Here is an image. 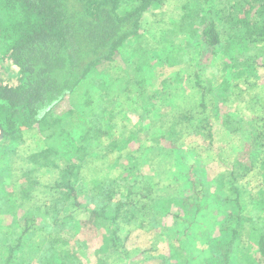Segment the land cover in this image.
Instances as JSON below:
<instances>
[{
	"label": "trees",
	"instance_id": "trees-1",
	"mask_svg": "<svg viewBox=\"0 0 264 264\" xmlns=\"http://www.w3.org/2000/svg\"><path fill=\"white\" fill-rule=\"evenodd\" d=\"M190 34L200 52L167 41ZM158 62L172 86L139 108L106 99L116 79L144 92ZM0 64V200L25 212L2 264L29 247L79 264L81 226L102 236L91 264H170L168 242L181 264H264V0H0Z\"/></svg>",
	"mask_w": 264,
	"mask_h": 264
},
{
	"label": "rangeland",
	"instance_id": "rangeland-1",
	"mask_svg": "<svg viewBox=\"0 0 264 264\" xmlns=\"http://www.w3.org/2000/svg\"><path fill=\"white\" fill-rule=\"evenodd\" d=\"M130 6L133 3H128ZM177 12V9L175 10ZM175 19H177V15H174ZM189 34V33H188ZM190 36V37H189ZM187 38H180V35L177 36H170L167 37V41L169 42H177L178 44L188 43L191 44L194 48L197 46L196 40H193L192 35H186ZM189 39V41H188ZM196 50H198L196 48ZM199 52L201 50H198ZM252 54V51H249ZM248 52V53H249ZM187 55L188 52H187ZM240 60H242V57L238 56ZM116 61L124 66L123 58L119 55L115 57ZM1 65V64H0ZM187 74V72H185ZM0 74L5 79H14L13 72L11 68L6 64L2 69H0ZM178 74V70L175 69H168L166 66H162L161 63L154 64L151 68L147 69L146 71V86L145 91L139 90L137 87H131L129 92L125 90L126 83L122 79H116L113 81L112 86L109 90V96H107L106 99H109L113 102L114 107L122 108L123 106H126V108H132L136 106L137 108L141 107L142 102L146 99L145 94L147 95V91H157L159 89L160 84L167 83L168 87L172 86L171 82ZM191 101V100H190ZM102 100L99 98L95 105L101 104ZM108 104V103H107ZM110 106V105H109ZM111 106V107H112ZM126 110L124 111L123 117L126 118L128 122V130L136 126L137 124V113L135 110ZM149 121L141 122L140 126V138L142 139L145 135V130L149 126ZM243 145V144H241ZM187 162L193 163L191 161V156L185 158ZM216 170V169H214ZM194 175L193 180L199 181V182H205V184L209 185L211 193H214L217 191L216 184L213 182V179L215 178L214 174L209 175L212 170L210 168L206 169L204 165H194ZM209 173V174H208ZM218 193V191H217ZM215 206V205H214ZM221 206L217 204V213L219 211V208ZM156 209H158L160 212H163V214L160 216L164 217L165 221L167 222L168 228H172L173 219L169 216H166L170 213H175L177 209L179 210L176 202L174 199H171L169 201L162 202L160 204H157ZM11 210L5 205V203L0 200V256H5L6 250L9 246H15L17 243V237L21 233L22 228V221L23 217L25 215L24 210L20 208H14V213L10 212ZM164 211H169L168 214H165ZM204 220V219H203ZM199 221V220H198ZM200 222V221H199ZM264 222V219H261L259 222L256 223L255 219H251L250 228L257 229L258 223L259 227ZM200 224H196L191 229V234H189L188 237L192 238L193 235L196 233H199L201 228H198ZM57 228V227H56ZM218 228H215L211 234V237L218 238ZM77 237L81 240L82 246H83V254L80 258L79 264H91V262L94 259V256L96 254V251L99 249L101 243H102V236L98 233V230H90L89 228H82L81 231L78 230ZM213 244H217L216 241H213ZM173 243L168 242L166 253L169 257V263L170 264H181L180 261V255H178L174 249H172ZM31 248L33 250L34 248ZM200 248H190L189 250L192 253V256H194V253H200ZM29 249H25L24 253L21 250L15 252V259L12 261V264H41L43 261V258L47 254L46 249H34L31 251ZM30 252L31 255H26ZM205 262H208V264H222L216 259L214 256H204ZM6 260L5 257H0V264H2ZM153 262H149L148 264H152ZM191 264V262H190Z\"/></svg>",
	"mask_w": 264,
	"mask_h": 264
},
{
	"label": "water",
	"instance_id": "water-1",
	"mask_svg": "<svg viewBox=\"0 0 264 264\" xmlns=\"http://www.w3.org/2000/svg\"><path fill=\"white\" fill-rule=\"evenodd\" d=\"M1 134H2V133H1V131H0V137H1Z\"/></svg>",
	"mask_w": 264,
	"mask_h": 264
}]
</instances>
